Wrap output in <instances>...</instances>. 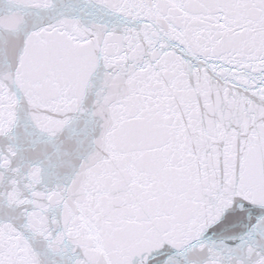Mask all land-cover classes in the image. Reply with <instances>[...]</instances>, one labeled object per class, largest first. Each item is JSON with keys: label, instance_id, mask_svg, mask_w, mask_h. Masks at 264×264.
I'll use <instances>...</instances> for the list:
<instances>
[{"label": "snow or ice", "instance_id": "1", "mask_svg": "<svg viewBox=\"0 0 264 264\" xmlns=\"http://www.w3.org/2000/svg\"><path fill=\"white\" fill-rule=\"evenodd\" d=\"M0 264H264V0H0Z\"/></svg>", "mask_w": 264, "mask_h": 264}]
</instances>
